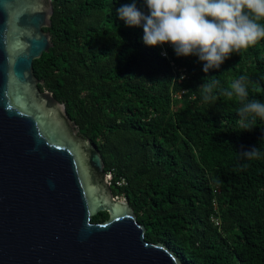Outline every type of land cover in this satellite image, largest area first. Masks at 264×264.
Listing matches in <instances>:
<instances>
[{"label": "trees", "instance_id": "16d2710c", "mask_svg": "<svg viewBox=\"0 0 264 264\" xmlns=\"http://www.w3.org/2000/svg\"><path fill=\"white\" fill-rule=\"evenodd\" d=\"M50 2L51 47L32 61L37 86L97 149L145 240L185 264H264V122L242 131L235 98L205 103L198 92L206 77L227 88L247 75L259 85L249 98L264 101V39L206 74L197 56L171 46L162 57L160 45L144 43L143 22L119 18L133 3L149 15L145 0ZM254 147L258 158L240 156Z\"/></svg>", "mask_w": 264, "mask_h": 264}, {"label": "water", "instance_id": "95a60500", "mask_svg": "<svg viewBox=\"0 0 264 264\" xmlns=\"http://www.w3.org/2000/svg\"><path fill=\"white\" fill-rule=\"evenodd\" d=\"M51 14L50 0H0V264H185L145 240L97 149L38 88Z\"/></svg>", "mask_w": 264, "mask_h": 264}, {"label": "clouds", "instance_id": "9594fccd", "mask_svg": "<svg viewBox=\"0 0 264 264\" xmlns=\"http://www.w3.org/2000/svg\"><path fill=\"white\" fill-rule=\"evenodd\" d=\"M149 15L127 4L118 16L128 26L143 22V41L155 47L170 44L177 56L195 55L203 63V71L219 69L232 54L264 39V0H145ZM253 84L247 75L231 80L227 88H219V79L205 78L198 89L205 103L218 96L235 98L242 131L253 129L256 120L264 122V101L249 98ZM193 93V92H192ZM196 93V92H195ZM193 93V94H195ZM261 155L258 148L243 152L245 159Z\"/></svg>", "mask_w": 264, "mask_h": 264}, {"label": "built area", "instance_id": "2783aa9c", "mask_svg": "<svg viewBox=\"0 0 264 264\" xmlns=\"http://www.w3.org/2000/svg\"><path fill=\"white\" fill-rule=\"evenodd\" d=\"M171 45L170 44H164V45H160V55L162 57H165V58H168V48H170ZM183 70L179 69L178 72L180 74V78L183 77V73H182ZM179 78V79H180ZM180 81V80H179ZM105 178H106V181L107 183L109 184L110 182V179H111V174L110 173H105ZM123 183V180L121 182H119L118 184H122ZM124 198V197H123ZM125 200V198H124ZM213 221H215V223L217 224L218 223V220L213 218Z\"/></svg>", "mask_w": 264, "mask_h": 264}, {"label": "rangeland", "instance_id": "374dc122", "mask_svg": "<svg viewBox=\"0 0 264 264\" xmlns=\"http://www.w3.org/2000/svg\"><path fill=\"white\" fill-rule=\"evenodd\" d=\"M114 199H117L118 201H120V200H123L124 201V198L122 196L114 197Z\"/></svg>", "mask_w": 264, "mask_h": 264}]
</instances>
